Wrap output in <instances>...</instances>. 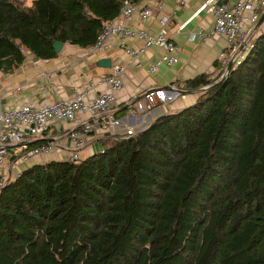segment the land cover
<instances>
[{"label": "trees", "instance_id": "1", "mask_svg": "<svg viewBox=\"0 0 264 264\" xmlns=\"http://www.w3.org/2000/svg\"><path fill=\"white\" fill-rule=\"evenodd\" d=\"M124 1L0 0V70L56 58L57 41L92 47ZM254 41L227 76L186 81L194 104L6 184L0 264H264V31Z\"/></svg>", "mask_w": 264, "mask_h": 264}, {"label": "crops", "instance_id": "2", "mask_svg": "<svg viewBox=\"0 0 264 264\" xmlns=\"http://www.w3.org/2000/svg\"><path fill=\"white\" fill-rule=\"evenodd\" d=\"M207 0H141L139 6H150L151 15L141 20L135 14L130 24L137 30L145 29L151 34L157 33L162 25L160 20L168 17L164 26L166 34L177 44L176 55L179 62L168 66L161 65L157 72H150V65L165 53L160 45H153L137 59L132 57L116 36L108 39V48L93 51L72 43H64L56 58L34 59L28 53L25 62L14 72L0 70V110L15 108L26 103H44L62 98H71L79 88L92 80H99L109 73L111 67H103L99 61L111 58L112 66L118 63L126 66L124 86L117 94L115 116L119 124L109 131L93 132L87 138L86 147L81 151L83 158L104 149L102 140L127 134L129 128L139 132L158 117L174 113L195 103L197 90L188 89L186 81L206 74L211 79L221 77L223 68L219 60L228 43L223 37H210L214 25V16L207 8H202ZM237 0H217L218 3L234 4ZM182 27V25H184ZM264 31V23L258 25L255 34ZM127 44L138 48L144 41L137 35L127 38ZM141 63V66L138 64ZM176 87V88H175ZM153 89L167 90L168 101L159 105L150 113L133 116L130 105L141 93ZM96 90L90 92L94 96ZM74 125L68 121H53L42 136L29 135L31 144L47 142L58 138L60 148L57 151L30 158L20 166L5 169L8 173H19L27 167L51 160H66L73 151L69 138ZM22 148L9 145L10 156L18 155Z\"/></svg>", "mask_w": 264, "mask_h": 264}, {"label": "built area", "instance_id": "3", "mask_svg": "<svg viewBox=\"0 0 264 264\" xmlns=\"http://www.w3.org/2000/svg\"><path fill=\"white\" fill-rule=\"evenodd\" d=\"M202 8H207L214 16V25L209 36L223 37L228 43L227 50L219 55L223 68L221 78H223L229 73V63L232 62V67H238L254 47L258 21L264 14V0H237L232 5L218 3L217 0H207ZM151 13L150 6L141 7L131 0H125L119 15L105 22L97 42L91 47L92 50L107 49L108 39L116 36L135 59L153 45H160L165 49L163 56L150 65L149 70L152 73L157 72L163 64L171 66L178 63L177 44L167 36L164 28L168 17L160 20L162 28L155 34L145 29L137 30L130 24L135 14H138L143 21ZM134 35L144 41L143 46L135 48L127 44V38ZM138 65L141 66V63ZM125 71L126 66L118 63L99 80H92L79 88L71 98L37 104L26 103L19 107L0 110V190L22 172L12 175L11 170L8 173L5 170L8 164L14 169L34 156L51 153L60 148L57 137L37 144H31L27 140L29 135H44L51 122L68 121L74 125L68 135L73 145L72 154L66 159L68 161H78L82 158L81 151L86 147L90 134L101 130L109 131L117 126L119 121L115 116L116 93L124 86ZM94 90L96 94L90 96V92ZM166 101L168 97L165 89L144 91L131 103L130 114L136 116L150 113L159 103ZM126 133V135H135L137 132L129 128ZM9 145L20 146L21 153L10 156Z\"/></svg>", "mask_w": 264, "mask_h": 264}, {"label": "water", "instance_id": "4", "mask_svg": "<svg viewBox=\"0 0 264 264\" xmlns=\"http://www.w3.org/2000/svg\"><path fill=\"white\" fill-rule=\"evenodd\" d=\"M148 1H151V0H148ZM264 21V14L261 16L260 20L258 21V25L261 24L262 22ZM64 43L63 42H55L54 43V48L56 50L57 53H59L61 50H62V47H63ZM99 64L103 67H112V59L111 58H103L99 61ZM232 62L229 63V66H228V72H230V70L232 69ZM208 86H206L205 88H207ZM163 116V115H162Z\"/></svg>", "mask_w": 264, "mask_h": 264}, {"label": "rangeland", "instance_id": "5", "mask_svg": "<svg viewBox=\"0 0 264 264\" xmlns=\"http://www.w3.org/2000/svg\"><path fill=\"white\" fill-rule=\"evenodd\" d=\"M27 2H31V0H27ZM259 34H257V36H258Z\"/></svg>", "mask_w": 264, "mask_h": 264}]
</instances>
